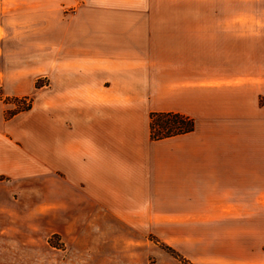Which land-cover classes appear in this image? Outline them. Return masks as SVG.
Wrapping results in <instances>:
<instances>
[{
    "label": "crops",
    "instance_id": "0c3cea01",
    "mask_svg": "<svg viewBox=\"0 0 264 264\" xmlns=\"http://www.w3.org/2000/svg\"><path fill=\"white\" fill-rule=\"evenodd\" d=\"M4 1L0 57L23 41L17 29L71 27L54 5ZM81 25L87 40L28 42L38 60L57 61L52 93L74 110L46 111L45 92L33 116L8 119L0 106V233L13 219L66 240L87 223V248L103 249L163 222L181 251L204 246L196 261L264 264V225L252 223L264 221V74L221 67L229 46L218 53L228 60L205 68L203 46L259 39L262 64L264 0H87ZM66 44L77 52L61 53ZM166 111L195 130L153 140L150 114ZM102 237L114 240L97 246Z\"/></svg>",
    "mask_w": 264,
    "mask_h": 264
},
{
    "label": "rangeland",
    "instance_id": "374dc122",
    "mask_svg": "<svg viewBox=\"0 0 264 264\" xmlns=\"http://www.w3.org/2000/svg\"><path fill=\"white\" fill-rule=\"evenodd\" d=\"M20 1L29 7L38 4L39 7L49 8L54 5V8H58L55 9L58 10L55 15L59 17V20L70 24V28L66 23L60 22L57 28L44 29L43 40H72V36H74V40H87V28L79 26L85 20L87 21V0ZM4 2L15 4L14 0H5ZM74 23L75 28H72ZM17 31L20 36L16 40L23 41L12 45L10 41L7 42V47L16 53H12L13 51L10 50L7 58L0 57V106H4L6 118L11 119L16 115L33 116L36 108L34 100L43 92L49 98V101L44 103L43 109L46 111L58 110L59 113L69 115L74 110L72 109L74 105L66 103L62 107L56 101L59 96L64 94L52 93L50 68L53 65H58L57 61L53 62L52 59H47V56L44 60H38L39 55H35V47L28 43L29 40H36L38 36L42 40L43 33H38L36 36L31 29H17ZM260 42L259 39L242 40V37L237 40H203L205 68H208L212 61L228 60L220 57L221 55L218 53L221 47L227 49L229 46V54L233 60L229 63L224 61L221 67H227L237 74H242L244 71L253 75L264 74V65H262L264 62L262 60L261 64L259 52ZM77 46L66 44L59 47L62 53V51L67 52L68 48L77 52ZM50 47L45 45V48ZM60 63L61 66L67 65L78 69L77 62ZM34 82L36 86H34ZM24 223L18 220L15 224L12 219L13 225L2 226L11 228L0 233V264H206L201 259L196 261V257L195 259L191 257L201 255L204 251V246L201 243L192 245L191 251H181L179 236H163V233L167 232L163 227V222H155V231H151L150 228L147 230V226L141 224L139 236L126 237L123 240V245L107 246L103 249L95 248L94 245L87 248V223L75 231H73L74 229H69V232L64 230L67 234L66 240L61 235H51L54 231L51 228H44L43 233L39 234L35 230H30ZM252 223L264 225V221ZM33 236H38V240H32ZM169 239L176 240L177 246L166 241ZM192 239L195 243V238ZM97 240H100L97 243V246H100V244L103 245L102 242L105 243L108 240L110 243L114 238L102 237ZM109 243L105 244L109 245ZM163 243L187 261L180 260L162 248L161 244Z\"/></svg>",
    "mask_w": 264,
    "mask_h": 264
},
{
    "label": "trees",
    "instance_id": "16d2710c",
    "mask_svg": "<svg viewBox=\"0 0 264 264\" xmlns=\"http://www.w3.org/2000/svg\"><path fill=\"white\" fill-rule=\"evenodd\" d=\"M23 104V103H22ZM25 104V103H24ZM30 107V105H28ZM151 138L161 140L172 136L182 135L195 130V121L193 118L179 112H151ZM162 248L178 257L180 260L187 261L177 252L166 244H161Z\"/></svg>",
    "mask_w": 264,
    "mask_h": 264
}]
</instances>
